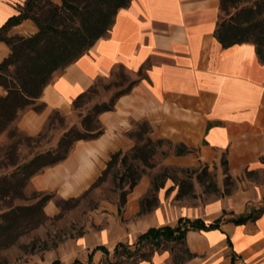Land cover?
Listing matches in <instances>:
<instances>
[{
	"label": "crops",
	"instance_id": "0c3cea01",
	"mask_svg": "<svg viewBox=\"0 0 264 264\" xmlns=\"http://www.w3.org/2000/svg\"><path fill=\"white\" fill-rule=\"evenodd\" d=\"M23 2L0 0V27ZM219 4V0H131L119 9L109 33L43 88L44 109L24 111L17 127L37 134L52 110H68L79 94L117 65L135 74L142 69L144 78L116 100L113 110L99 114L104 127L99 137L78 140L66 159L31 177L34 189L61 198L81 194L101 174L110 154L134 146L128 135L134 123L147 120L152 139L195 149L185 155L171 152L163 165L218 163L225 153L228 174L235 180L230 194L222 192L199 208H185L180 216L210 223L224 211L240 214L248 205L260 203L264 198V65L252 43L223 48L216 40ZM35 30L26 19L9 33L30 35ZM9 53L0 41V62ZM224 176L221 169V191ZM149 187L150 178L142 175L127 194L123 224L113 217L117 204L106 203L107 227L78 236L70 244L72 251L99 245L112 249L117 242L135 241L150 227L170 225L175 216L162 201L150 213L137 215ZM54 207L52 201L45 206L50 214ZM157 210L166 215L163 223L157 221ZM185 242L193 257L183 264H264V212L242 225L224 220L216 229L189 230Z\"/></svg>",
	"mask_w": 264,
	"mask_h": 264
},
{
	"label": "trees",
	"instance_id": "16d2710c",
	"mask_svg": "<svg viewBox=\"0 0 264 264\" xmlns=\"http://www.w3.org/2000/svg\"><path fill=\"white\" fill-rule=\"evenodd\" d=\"M228 1L219 0V12L227 13ZM130 2L131 0H61V4L57 5L51 0H24L18 7V13L9 17L0 27V41H3L10 49L8 56L0 62V88L5 92V95L0 96V137L5 135L8 140L7 143L0 144V169L2 170L0 173V201L21 194L24 187L31 185L32 176L42 173L46 168L66 159L78 140H92L99 137L104 132V127L98 118L99 114L113 110L116 100L121 95L127 94L134 85L144 78L142 69H139L136 72L137 77L130 81L124 89L113 95L109 101L95 103L80 121L82 131L71 126L61 134L53 149L34 151L47 127L46 122L35 135H29L17 127V122L24 111L40 112L44 109L45 104L40 101L43 88L53 79L54 75L61 74L67 65L87 52L98 39L105 37L113 25L118 10L128 7ZM256 14H258L257 17ZM259 15L260 12L257 9L248 8L239 11L229 19L219 17L214 37L223 48L235 44L252 43L259 61L264 65V17ZM26 19L35 23L37 27L35 33L28 36L9 33L12 27ZM124 68L123 65H117L111 70L109 76H112L116 69ZM95 81L72 101V106L75 107L88 98L95 88ZM54 110L50 112L46 121L51 119V113ZM139 122L134 124H141L140 130L137 132L131 130L128 133L134 140V146L128 151H117L110 154L106 167L92 185L83 192L84 194L93 188L120 161L125 170L119 178L117 173L114 178L119 180L118 184H121L126 178V186L118 187L120 193L116 204L119 214L123 210L127 194L141 177L140 173L133 168V160L138 159L147 165L148 159L154 151L153 145H159L162 142L173 145L171 152L176 155L195 152L194 148L183 144H173L166 139H152L150 136L152 128L149 122L147 120ZM146 131L147 136L144 142H140L143 141V133ZM29 142L34 143V146H31ZM23 145L28 149L25 155L21 154ZM128 160H131V163H128ZM221 165L225 174L226 190L224 193L230 194L233 191L231 188L233 182L228 174L225 153L222 156ZM167 169L168 166L164 168L162 175L154 177L151 183L152 192L159 191L163 186L158 182V177L165 175ZM178 184L182 187L183 181ZM38 192L41 197L36 205H10L0 212V249L12 245L17 236L23 232L27 218L40 209L43 211L49 201L54 200L59 208L58 202L77 198L57 197L56 199L54 193ZM147 193L139 201L140 209L137 215L149 213L148 206L152 200ZM263 212L264 198L258 204L248 205L240 214L224 211L219 218L210 223H206L201 218L179 217L174 226L150 227L140 233L134 242V250L128 249L129 244L117 242L112 250L114 261L108 260L110 252L106 247L97 246L95 249L101 250L104 254L105 264H140L149 262L155 248L160 249L165 244L178 245L179 254L172 256V264H183L193 257V253L189 251L185 242L186 233L189 230L216 229L224 220L235 225H242L255 221ZM223 216L227 217L223 219ZM145 247L149 250L152 249L151 252L140 253L141 249ZM175 259L177 262H174ZM91 261V255H89L88 263ZM50 264H60V261L55 260ZM71 264L82 263L75 260Z\"/></svg>",
	"mask_w": 264,
	"mask_h": 264
},
{
	"label": "rangeland",
	"instance_id": "374dc122",
	"mask_svg": "<svg viewBox=\"0 0 264 264\" xmlns=\"http://www.w3.org/2000/svg\"><path fill=\"white\" fill-rule=\"evenodd\" d=\"M51 1L57 5L61 4V0ZM228 5L229 8L227 13L219 12L220 18L229 19L239 11L248 8L257 9L258 12H260L259 16L264 17V0H229ZM257 16L258 14H256V17ZM252 17L254 18V14ZM36 31L37 27L35 32ZM23 36L28 35L24 34ZM136 77L137 75L135 73L130 72L126 68L116 69L112 76H102L96 80L95 88L92 93L77 106L74 107L71 103L70 108L66 111L55 109L51 113V119L45 121L47 127L40 141L37 143L38 147H33L35 148L34 151L53 149L61 134L71 126L82 131L80 121L92 106L95 103L109 101L113 95L124 89L129 82ZM116 82L118 83L116 84ZM1 95H5L2 88H0V96ZM29 108L30 106L28 109ZM140 125L141 124H134L132 131L137 132L140 130ZM146 136L147 131L143 133V141L140 142H144ZM7 141L5 135L0 137V144H5ZM29 143L31 146H34V143ZM153 148V154L148 159L147 165H144L138 159L132 161L133 168L140 173L141 176L146 175L150 178V187L147 195L152 201L148 206L150 209L149 213L159 205L160 201H162L163 207H167L168 211L175 216L172 222L169 221L170 225L174 226L177 219L182 217L180 216L181 210L185 208H199L215 200L226 190L225 176L223 178L222 191L219 186V172L221 169L223 172L220 160L218 163H199L188 167L168 166L165 175L158 177V182L162 183L163 186L159 191L152 192L151 183L154 177L162 175L164 172L166 166L162 164V161L165 158L164 156L171 153L173 145L162 142L159 145H153ZM27 151L28 149L23 145L21 154L25 155ZM128 163H131V160H128ZM124 170L125 167L121 166L120 161H118L117 164L109 170V173L93 188L89 189V191L84 194L83 191L81 194L74 196L75 198L77 197L76 199L58 202L59 208L56 206L55 201L52 200L55 207L51 214L48 213L44 207L43 211L40 209V211L30 215L24 225L23 232L17 236L15 242L7 248L0 249V264H50L55 260H59L60 264H71L75 260L80 261L82 264H105L106 257L101 250L95 249L97 246L92 250L83 249V251H78L76 253L72 251L70 244L77 240L80 234L89 231H99L107 227L110 216L108 210L105 209L106 203H117L120 193L118 187L120 185L121 187L126 186V178L121 184H118L117 182L119 180L115 179L114 175L117 173V177L119 178ZM0 173H2L1 169ZM231 180L233 182L231 188L234 189L235 180L232 177ZM180 181H183L182 187L178 184ZM42 193H54L56 199L59 197L52 191H42ZM40 197V192L34 189L32 185H29L22 189L21 194L19 193L13 196V198L0 201V212L7 209L10 205H36ZM124 208L125 206L120 214H113L115 220L122 224L126 221L124 218ZM99 216H103L101 221L98 219ZM156 216L158 223H163L166 220V215L160 210L156 211ZM135 217L136 216L132 217V220H134ZM226 217L227 216H223V219ZM102 241H107V235L104 231L102 232ZM135 241L128 242L124 240L121 242L129 244L128 249L134 250ZM178 248V245L174 246L172 244H165L160 249L155 248L149 262H141L140 264H172V256L179 254ZM108 250L110 252L107 257L108 260L114 261L112 256L113 248ZM151 250L152 249L149 250V248L145 247L141 249L140 253L151 252ZM97 251H99L100 254L94 256ZM89 255H91L92 259L91 263H88ZM175 261L177 262L176 259L174 262Z\"/></svg>",
	"mask_w": 264,
	"mask_h": 264
}]
</instances>
